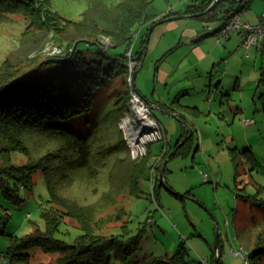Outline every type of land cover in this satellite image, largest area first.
<instances>
[{
	"label": "rangeland",
	"instance_id": "rangeland-1",
	"mask_svg": "<svg viewBox=\"0 0 264 264\" xmlns=\"http://www.w3.org/2000/svg\"><path fill=\"white\" fill-rule=\"evenodd\" d=\"M121 1L123 0H52L51 5L60 15L80 20L89 14L92 4L105 7ZM248 1L251 2L252 10L264 6V0ZM185 2L156 0L152 11L160 13L171 5H179L178 9L184 8L188 5ZM219 16L220 19L211 28H205L202 21L198 22L207 29L206 32H211L213 28L224 24L225 14L221 13ZM150 27L144 28L140 35V28L143 29V26L137 25L129 46L134 60L138 57V61L135 60L136 89L146 92L150 95V100L154 101L158 99V91L165 88L160 83L155 95L152 94L156 86L154 75L157 68L161 66L173 73V86L186 89L168 104L185 118L187 122L182 118L181 120L184 124L188 123L192 131L180 138L173 135V124H181V121L174 118L168 124L164 113L158 108H152L153 117L161 120L167 127L172 147L168 152L161 151L166 138L150 144V171L148 178L141 180L143 196L134 197L127 189H121L118 193L111 192L112 202L107 204L99 216L117 215L120 209L126 214L121 220L106 224L99 233L117 234L123 221L127 219L131 235H142L140 244L132 251L130 259L150 252L172 255L179 243L185 241L189 249V262L201 264L202 258L208 257L211 260L214 253L217 256L218 241L221 264H246L243 256L234 251L245 248L251 255L258 248V239L261 237L264 241V207L258 202L264 199V191L257 194L258 187L264 186V95L261 97L264 86H258L260 67L264 64V50L259 53L254 47L249 49L241 45L242 39L237 42L240 38L232 35V38L219 44V49H224V55L220 57V50H217L216 59H213L211 52L209 57L196 63L192 54H188L186 46L177 44L179 47L174 52L164 51L165 46L171 42V34L163 36L161 41L154 38L150 40ZM32 29L29 19L21 13L10 14L0 22V65L6 58L28 53L30 56L37 53L46 56L47 52L56 47L62 49L61 54L68 51L65 44L59 46L58 42L51 39L52 34L41 48L31 51L22 39ZM142 39L146 40L143 47ZM216 41L215 35L203 40L206 53L218 45ZM99 44L111 54L125 53L129 48L112 47V39L109 37H100ZM238 45H241L240 48ZM79 48L92 54L95 45L81 42ZM191 63H194L193 68H189ZM131 111L128 81H125L122 74L95 92L91 111L75 123L77 131L90 142L93 174L88 177L89 180L83 174L63 194L89 204L104 193L112 191L110 177L116 175L121 179L122 175L116 167V157H124L125 151L116 156L109 155V150L127 143L121 121L127 113L132 114ZM247 119H253L254 123L246 124ZM26 139L33 157H39L53 148L52 142L41 134L30 133ZM4 146L5 142L0 137V148ZM179 148L182 150L176 152ZM244 150L245 153L240 154V175L236 178L231 153ZM146 154L135 159L140 160ZM247 154L255 158L253 163L247 161ZM8 157L0 155V164H23L29 160L19 151H13ZM119 167L123 170L124 165L119 164ZM162 170L164 181L160 178ZM256 194L258 201H255ZM244 195L252 197L245 199L242 197ZM21 197V203H13L0 189V264L50 262L58 254L46 252L38 246L24 251L30 256L29 260L10 261L5 257L12 239L24 237L37 227H44L40 206L49 199V192L40 170L34 175L33 188L22 189ZM81 232L75 219L64 216L57 237L73 242ZM110 264L122 263L113 260ZM248 264H254L253 260ZM261 264H264V257Z\"/></svg>",
	"mask_w": 264,
	"mask_h": 264
},
{
	"label": "trees",
	"instance_id": "trees-1",
	"mask_svg": "<svg viewBox=\"0 0 264 264\" xmlns=\"http://www.w3.org/2000/svg\"><path fill=\"white\" fill-rule=\"evenodd\" d=\"M155 1L123 0L105 7L92 4L89 14L80 20H72L53 10L52 0H0V22L10 14L18 13L29 19L30 28L33 29L22 40L31 51L41 48L51 34V39L59 46L65 44L68 50L58 55L43 56L37 53L30 56L28 53L9 57L0 65V137L5 142V146L0 148V155L10 157L13 151H19L29 159L23 164H0V189L6 198L19 204L23 201L22 189L33 188L34 175L40 170L49 192V199L40 206L43 229L37 227L24 237L12 239L5 256L9 258L7 260H29L30 256L24 251L38 246L46 252L58 254L52 261L42 264H110L113 260L122 264H191L185 241L179 243L172 255L150 252L130 259L142 235H131L127 219L120 226L119 233H99L106 224L121 220L126 214L120 209L117 215L99 216L112 202L111 192L127 189L134 197L143 196L141 180L149 175L150 145L147 154L140 160L132 157L127 143L109 150V155L125 151L124 157H116V167L122 172L121 179L116 175L110 177L112 191L104 193L96 201L83 204L75 197L63 194L83 174L86 178L93 174L90 142L77 131L75 123L91 111L95 92L101 86L119 74L127 82L129 58L126 52L111 54L99 44V39L109 37L112 47L128 48L132 44L134 28L157 16L152 11ZM213 1L202 0L190 4L185 12L201 18L210 26L220 19L221 13L225 14V18L248 3V0H218L212 10L200 14ZM172 14H164L163 18ZM81 42L94 44L93 53L79 48ZM145 43L143 39L141 47ZM259 85L264 86V64L260 67ZM186 132H190V129ZM30 133L43 135L52 142L53 148L39 157H33L26 139ZM181 150L179 148L176 152ZM246 150L231 153L236 178L240 175V154ZM247 157L248 162H254V157L248 154ZM119 164L124 165L123 170ZM263 191L264 186L260 185L257 194ZM257 194L254 195L255 201L259 200ZM237 195L240 196L239 193ZM242 197L247 199L252 195ZM258 202L264 207V199ZM64 216L75 219L82 231L73 242L57 237ZM214 255L210 264H215ZM248 257L249 262L252 259L254 264H261L264 257L261 237L258 248Z\"/></svg>",
	"mask_w": 264,
	"mask_h": 264
},
{
	"label": "crops",
	"instance_id": "crops-1",
	"mask_svg": "<svg viewBox=\"0 0 264 264\" xmlns=\"http://www.w3.org/2000/svg\"><path fill=\"white\" fill-rule=\"evenodd\" d=\"M185 1H186L185 3L190 5V4L200 3L202 0H185ZM187 6H185L184 8L178 9L179 5H177V6L171 5L169 8L162 10L160 13L155 12V14L157 16L153 20H150V21L141 25V26H143V29L140 28V35L142 34L144 28L151 26L152 24H154V22H159L163 18L164 14L166 15L167 13L171 12V13H173L171 16H181L180 18L175 19V20L157 23L155 25L154 29L151 31L150 40L152 38H154L157 41H161L163 36L170 33L171 34V42H169L167 44V46H165L164 51L169 50L170 52L171 51L174 52L179 46H181V45L186 46L188 48V54L189 53L192 54L191 57L195 58L196 63L202 62V60L204 58L209 57V53L211 54V52L213 53V59H216L215 52L217 50H220L219 44L223 43V41L225 39L229 40L230 38H232V35H236L240 38L237 40V42L242 39L239 32L231 31L227 38L222 39L221 42L216 41L218 45H215L213 48L210 49V51L207 50V53H206V51L203 48L204 47L203 40L205 38H207L208 36H211V35L216 36V30L218 28H213V30L211 32H209V31L206 32L207 29L205 30V28L206 27L211 28V26H209L206 23V21H203L201 18H198V17L192 15L191 13L185 12ZM263 11H264V6H262L258 10H252L251 2L248 1L247 5H246V10L241 15L240 19L243 22L255 23L257 21L258 16L260 15V13H262ZM176 12H179V13L175 14ZM182 15H185V16H182ZM171 16H169V17H171ZM198 21L204 22L205 25H203V26L205 28H203L202 25ZM213 25H214V23L212 24V26ZM148 30L150 31V28ZM137 42H136V44H137ZM229 43H230V41H228V44ZM177 44L179 46H176ZM240 46L241 45H238V48H240ZM223 47L225 48V46H223ZM253 47L256 48V50L259 53L260 52L263 53L264 45L261 47L251 46V47H249V49H251ZM219 54H220V57L222 55H224L225 54L224 49H221L219 51ZM247 56H249V54H247ZM145 63L146 62H144V64ZM193 66H194V63H191L189 68H193ZM154 77H155V81H156V86L152 92L153 95H155L156 90H158V85L160 83H162V85H165L164 90L158 91V99L151 101L150 95H148L146 92L143 93L141 91V89H137V90L141 93V95L144 97V99L150 105H152L153 109L158 108L164 113L163 115H164L165 122H167L169 124L171 122L169 120H172L175 118V117H173L172 114L179 113V112L177 110H175V108L172 105H169L168 103L171 100H174L175 98H177L178 95L183 90H185L186 88L180 87L178 85L173 86V82L175 81V79H174L175 76L173 75V73H170L169 71L162 69L161 66L159 68H157ZM156 119L159 121V123L162 125V127L164 128V131H165L166 140L164 141V143L162 145L161 151L166 152L169 148L172 147V142L169 141L168 129L165 126V124L163 122H161V120H159L158 118H156ZM183 120H185V118H183ZM190 127L191 126L188 123L184 124V122L181 120V124H179V123L173 124V135H178L180 138L181 136L185 135L186 131H188V129H190ZM179 138H177V141L179 140ZM158 158H159V156L156 159H158ZM204 258H207V260H208L207 264H210V260L208 259V257H204ZM204 258H202V259H204ZM202 259H201V264H204L202 262Z\"/></svg>",
	"mask_w": 264,
	"mask_h": 264
},
{
	"label": "built area",
	"instance_id": "built-area-1",
	"mask_svg": "<svg viewBox=\"0 0 264 264\" xmlns=\"http://www.w3.org/2000/svg\"><path fill=\"white\" fill-rule=\"evenodd\" d=\"M246 5L241 9L233 10L224 19V24L216 30V40L221 42L222 39L228 37L231 31H237L242 37L241 45L247 48L251 46L261 47L264 45V11L260 13L255 23L243 22L240 17L245 12ZM212 27V25H210ZM129 56V75L127 77L129 94H130V107L131 112L123 116L121 121V127L125 132L127 143L129 145L130 151L134 158L142 157L147 153L148 146L156 140H164L166 138L164 128L158 122V120L153 117L152 105H150L140 92L136 89L134 73L137 70V62L134 60L133 52L131 47L126 51ZM62 53V49L55 48L49 52L48 55H58ZM126 118H128L132 131H137L140 136V141L132 143L127 130L124 126L126 123ZM246 124L254 123L253 119H247ZM235 254H240L243 256L245 263H249L248 251L243 248L241 251H234ZM6 262L7 260L4 259ZM204 264H207V258L202 259Z\"/></svg>",
	"mask_w": 264,
	"mask_h": 264
},
{
	"label": "water",
	"instance_id": "water-1",
	"mask_svg": "<svg viewBox=\"0 0 264 264\" xmlns=\"http://www.w3.org/2000/svg\"><path fill=\"white\" fill-rule=\"evenodd\" d=\"M218 2V0H214L210 5H209V7L206 9V10H204L203 12H201L200 14H206V13H208L210 10H212L213 8H214V6L216 5V3ZM182 16H185V15H182ZM181 16H171V17H167V18H163V19H161L159 22H157V23H162V22H165V21H170V20H175V19H178V18H180ZM157 23H154V24H152L151 25V27H150V31H149V33L154 29V27H155V25L157 24ZM135 60L136 61H138V57H136L135 58ZM136 73H137V71L134 73V79L136 78ZM173 115V117H175V118H178L180 121H181V117L179 116V114L178 113H175V114H172ZM190 130H191V128H190ZM192 131V130H191ZM190 131V132H191ZM175 152V151H174ZM164 170V169H163ZM162 170V172H161V180L162 181H164L163 179H164V171ZM219 228H218V237H219ZM219 242L217 241V244H216V249H217V256L215 257V264H219V259H220V257H219V252H218V248H219V244H218Z\"/></svg>",
	"mask_w": 264,
	"mask_h": 264
},
{
	"label": "bare ground",
	"instance_id": "bare-ground-1",
	"mask_svg": "<svg viewBox=\"0 0 264 264\" xmlns=\"http://www.w3.org/2000/svg\"><path fill=\"white\" fill-rule=\"evenodd\" d=\"M126 130H127V133L132 141V143H135V142H139L140 141V136H139V133H138V130L137 131H132V128H131V125H130V122L128 120V118H126V123L124 124Z\"/></svg>",
	"mask_w": 264,
	"mask_h": 264
}]
</instances>
